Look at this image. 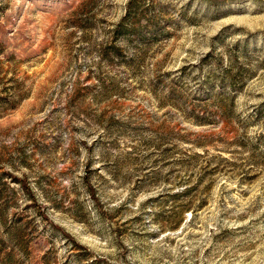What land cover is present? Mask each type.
I'll use <instances>...</instances> for the list:
<instances>
[{
  "label": "rangeland",
  "instance_id": "rangeland-1",
  "mask_svg": "<svg viewBox=\"0 0 264 264\" xmlns=\"http://www.w3.org/2000/svg\"><path fill=\"white\" fill-rule=\"evenodd\" d=\"M0 264H264V0H0Z\"/></svg>",
  "mask_w": 264,
  "mask_h": 264
}]
</instances>
